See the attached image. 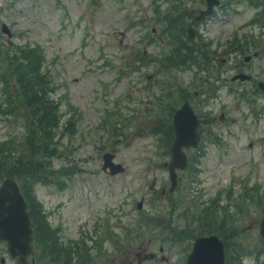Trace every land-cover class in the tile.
Masks as SVG:
<instances>
[{
	"label": "rangeland",
	"instance_id": "obj_1",
	"mask_svg": "<svg viewBox=\"0 0 264 264\" xmlns=\"http://www.w3.org/2000/svg\"><path fill=\"white\" fill-rule=\"evenodd\" d=\"M222 1L216 9L229 10L214 15L204 31L223 45L235 37L232 45L250 51H238L230 64L239 68L223 71L220 87L199 94L205 137L186 148L189 164L177 170L171 190L170 108L201 86L220 85L211 77L218 74L202 66L203 45L200 58L178 61L186 54L182 11L191 0H0V61L30 44L46 54L44 69L55 84L57 152L45 158L52 170L45 181L32 182L30 190L66 251L46 253L44 238L22 263L0 241V264H187L195 238L211 231L189 235L186 210L210 201L228 206L219 218L238 232L227 237L230 243H242L245 253L264 246V90L230 79L245 67L264 80V0ZM256 46L262 54L244 61ZM28 133L24 118L0 114V140H12L16 159L33 153ZM108 152L123 170L104 168ZM240 263L264 264V255L247 254Z\"/></svg>",
	"mask_w": 264,
	"mask_h": 264
},
{
	"label": "trees",
	"instance_id": "obj_2",
	"mask_svg": "<svg viewBox=\"0 0 264 264\" xmlns=\"http://www.w3.org/2000/svg\"><path fill=\"white\" fill-rule=\"evenodd\" d=\"M178 54L177 57H179ZM184 55L178 61L186 62L189 58L193 61L194 57L188 54ZM45 61L46 54L30 44H20L18 48H14L12 56L9 53L6 58L1 56L0 62L4 65V69L0 72L2 86L0 89V114L7 118L16 116L24 118L25 126L29 132L28 137L31 134V139L26 142L32 148L33 153L29 157L19 156L16 159L17 148L12 144V140H9L10 138L0 140V180L14 177L19 181L28 201L35 242L46 238L47 240H44L46 243L43 246L46 253L56 254L58 252L57 254H59L61 251L66 252L65 248L59 245L54 231L50 229L48 221L45 220V213L36 198V193L33 194L30 190L32 182L45 181L49 171H52L46 166L45 158L57 152V145L53 139L55 129L60 122L59 105L51 95L55 84L51 86L53 77L49 69H44ZM256 190V188H252L247 192L253 193ZM239 198H242V195ZM259 201L263 200L260 198ZM227 209L228 206L213 201L204 204L203 207H198L195 211L186 210L190 217L189 235L194 237L206 231H218L225 241V264H242L240 262L247 254L255 253L257 257L264 255V246L262 245H254L253 249L245 253L242 243L236 245L229 242L227 237L233 238L238 232L235 231V233L232 228L224 226L223 219L219 218L220 211ZM169 221H172V217ZM194 222H197L198 225H194ZM220 223V228H217L216 225ZM226 223L227 221H225ZM190 226L192 227L190 228ZM194 231L198 233H194Z\"/></svg>",
	"mask_w": 264,
	"mask_h": 264
},
{
	"label": "water",
	"instance_id": "obj_3",
	"mask_svg": "<svg viewBox=\"0 0 264 264\" xmlns=\"http://www.w3.org/2000/svg\"><path fill=\"white\" fill-rule=\"evenodd\" d=\"M212 1L213 0H209L208 9L203 13L210 11L212 8ZM2 29L9 35L11 34V31L5 23H2ZM184 109L190 113L193 124L191 118L189 119V117L186 116L183 119L184 125L181 126L180 118L178 120V114ZM198 124V117L188 102H186L175 114L174 126L176 129V137L171 146V189L177 184L176 168H185L188 163V156L184 148L197 146L199 144L200 134L197 130ZM114 157V153L108 152L105 154L104 168L106 169L109 167L111 172L123 170V164L116 161ZM260 232L264 238V211L260 222ZM210 238L215 239L220 245L212 247V264H225L224 242L215 234L197 238L193 250L189 254L188 264H190L198 240ZM0 240H5L8 243L10 252L13 255H19L22 262H25L27 255L32 250L33 229L31 226L30 214L27 209V201L21 191L20 184L14 177L5 178L0 184ZM206 259L202 256L194 255L193 264H205L204 262Z\"/></svg>",
	"mask_w": 264,
	"mask_h": 264
},
{
	"label": "flooded vegetation",
	"instance_id": "obj_4",
	"mask_svg": "<svg viewBox=\"0 0 264 264\" xmlns=\"http://www.w3.org/2000/svg\"><path fill=\"white\" fill-rule=\"evenodd\" d=\"M194 2H196V4H193ZM209 0H199L198 2L196 0H191V7H186L184 9V11H182V13H184L183 15V20L185 22V28L182 29L183 33H182V37L184 39V43L182 46H185L184 49L187 52L186 54H188L189 56H192L194 58H200L199 57V51H198V46L201 44L205 47V50L203 51V54L201 55L206 56L203 57L204 60L202 61V66L204 67L206 72L209 71H214L218 74V77L215 76H211L212 78H214L216 81H220V85L219 86H214L213 83H210L209 86H201L203 88L202 91L196 90L194 94L190 93L183 101V103H181L176 109H175V105L173 104L171 106V112L173 113V127H172V131H170V136H172L173 133V139L175 137V128H174V118H175V114L177 112L178 109H180L186 102L189 103V105L191 106V108L193 109L194 113L196 114V116L198 117V131L201 135V140L204 139L205 137V123L203 120V116L204 113H202V115L199 114V108L201 105L200 99H199V94L201 92H209L211 88L215 87L218 88L223 84L222 81V75L221 73H223V71H228L229 68L231 67H238L239 65L238 63H234L233 65L230 64V62L232 61L233 58H236L237 55L239 54L238 51H246L247 49L243 48L246 47L248 48L249 46H243V47H238L235 45H232L235 42V37L233 39H231V37H229L227 40L226 38H224V44H221L219 40H217V44L220 46L216 49H213L211 45L214 44L215 46V42L214 39H212L211 37H209V35H207V33L204 31L205 27L209 26V21L211 20V18L216 15L218 12H224V11H228L229 9H216L218 6H222L225 5V1L222 0H213L212 1V8L210 9L209 12L207 13H203L204 11H206L208 9V3ZM181 15V14H180ZM175 18L172 17L171 18V23H173V20ZM175 22V21H174ZM168 29V28H167ZM153 31H156V28L153 27L152 28ZM232 31L236 33L237 31V27H233ZM261 36H264V33L260 34ZM258 36V35H257ZM215 39H218V37H215ZM227 42H226V41ZM229 42V44H228ZM229 45V47H228ZM202 46V47H203ZM254 53H248L246 54L243 59L244 61H250V59L254 56H260L262 54V50L264 52V40H263V46L260 48L259 47H254ZM204 49V48H203ZM189 50V51H188ZM222 50V51H221ZM250 51V50H247ZM207 52H209L207 54ZM230 52V53H229ZM211 53V54H210ZM221 53H229L227 56L222 55ZM225 67V69L223 70L222 67ZM245 67L236 70L232 75H231V80L235 81V80H247L250 82H255L257 84L258 87H260L262 90H264V80L259 79H253V74L248 72L247 70L244 69ZM227 75L223 78H226ZM184 89V87L182 88V90ZM202 106V105H201ZM7 244V243H6ZM7 250L8 249V245L5 246ZM10 255H12L10 253V251H8ZM14 257V255H12ZM17 258H19V256H15ZM29 259V257H28ZM2 261H5V257H1Z\"/></svg>",
	"mask_w": 264,
	"mask_h": 264
},
{
	"label": "bare ground",
	"instance_id": "obj_5",
	"mask_svg": "<svg viewBox=\"0 0 264 264\" xmlns=\"http://www.w3.org/2000/svg\"><path fill=\"white\" fill-rule=\"evenodd\" d=\"M184 110L178 114V120L180 118V124H181V126L184 125V122H183L184 121L183 120L184 117L188 116L189 119L191 118L190 113L186 109H184ZM191 120H192V118H191ZM192 124H193V120H192ZM200 240H198V242L196 244L195 251H194L195 254L193 253V256L194 255H199V256H202L205 259L207 258L208 260L206 259L204 263L205 264H212V262H213L212 247L213 246H220V245L213 238H210V239H200ZM193 256H192V259L190 260V264H193Z\"/></svg>",
	"mask_w": 264,
	"mask_h": 264
}]
</instances>
